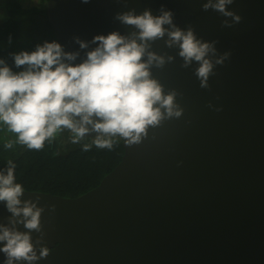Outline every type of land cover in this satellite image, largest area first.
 I'll return each mask as SVG.
<instances>
[{
    "label": "water",
    "instance_id": "1",
    "mask_svg": "<svg viewBox=\"0 0 264 264\" xmlns=\"http://www.w3.org/2000/svg\"><path fill=\"white\" fill-rule=\"evenodd\" d=\"M207 2L47 1L57 42L76 53L71 63L86 58L97 35L117 32L139 43V29L119 19L129 11H168L172 23L162 27L191 30L215 51L201 86L199 62L185 64L168 31L147 41L141 59L147 52L164 58L149 65L150 76L163 94L175 93L181 115L149 126L139 143L122 140L117 166L76 198L24 190L22 204L42 209L39 231L16 222L0 201V225L30 233L39 257L32 264H264V0H232L225 5L231 15ZM41 247L49 249L43 257ZM7 259L0 251V264Z\"/></svg>",
    "mask_w": 264,
    "mask_h": 264
},
{
    "label": "clouds",
    "instance_id": "2",
    "mask_svg": "<svg viewBox=\"0 0 264 264\" xmlns=\"http://www.w3.org/2000/svg\"><path fill=\"white\" fill-rule=\"evenodd\" d=\"M230 3L232 0H208L204 7L231 15L225 9ZM119 19L139 29V43L136 38L117 32L97 35L93 39L99 43L87 52L86 58L71 63L76 53L64 52L54 40L45 41L33 51L21 50L13 55L17 67L25 66L19 71H13L0 58V126L16 133L17 142L30 149L43 148L46 140L50 142L64 129L72 134L73 144L83 141L85 133L96 132L90 142L83 143L87 151L93 145L112 149L118 140L128 145L139 143L149 126L179 117L182 110L174 101L175 93L163 94L161 85L150 76L149 65L154 61L161 65L164 58L147 52V59H141L147 41L168 31L162 25L172 23L171 13L152 16L148 11L140 15L129 11ZM173 28L168 31L167 43L178 44L185 64L199 62L196 74L201 86H206L213 69L208 54L215 49L197 39L191 30ZM80 47H86V43L81 41ZM222 60L218 57L216 63ZM11 146L12 141L6 142L5 147ZM9 165L6 172L0 170V201L6 202L14 217H20L16 222L22 221L27 229L39 231L42 209L27 200L22 204L19 197L24 187L14 182L15 165L11 161ZM0 241L6 242L0 247L7 254L6 264H13V258H23L28 264L39 258L29 232L0 225ZM48 251L41 247L40 257Z\"/></svg>",
    "mask_w": 264,
    "mask_h": 264
},
{
    "label": "trees",
    "instance_id": "3",
    "mask_svg": "<svg viewBox=\"0 0 264 264\" xmlns=\"http://www.w3.org/2000/svg\"><path fill=\"white\" fill-rule=\"evenodd\" d=\"M2 0L0 4V58L13 70L23 65L14 64L13 55L21 50L33 51L45 41L57 39L49 24L46 3L48 0ZM71 133L64 129L41 149H30L17 142V134L0 126V170L14 167L15 183L24 190L42 192L64 198H76L95 188L120 162L123 155L122 140L112 149H98L93 145L83 149L84 139L73 144ZM12 141L11 147H5Z\"/></svg>",
    "mask_w": 264,
    "mask_h": 264
},
{
    "label": "rangeland",
    "instance_id": "4",
    "mask_svg": "<svg viewBox=\"0 0 264 264\" xmlns=\"http://www.w3.org/2000/svg\"><path fill=\"white\" fill-rule=\"evenodd\" d=\"M1 3H2V0H0V4ZM27 3L33 5V4L37 3V0H31V1L27 2Z\"/></svg>",
    "mask_w": 264,
    "mask_h": 264
}]
</instances>
